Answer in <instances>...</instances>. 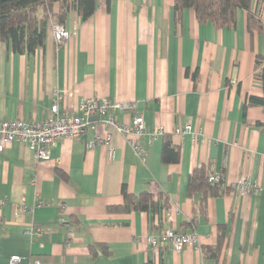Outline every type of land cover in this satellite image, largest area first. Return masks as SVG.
Masks as SVG:
<instances>
[{"label":"crops","instance_id":"0c3cea01","mask_svg":"<svg viewBox=\"0 0 264 264\" xmlns=\"http://www.w3.org/2000/svg\"><path fill=\"white\" fill-rule=\"evenodd\" d=\"M59 9L54 5L55 14ZM252 10L264 23V0H253ZM247 18L239 10L235 28L218 30L200 24L193 10L176 16L174 0H98L88 20L68 14L73 35L62 44L48 41L29 56L0 40L1 120L41 122L59 91L63 113L85 99H106L134 106L115 112L118 122L142 115L147 127L145 161L101 123L97 132L113 136L114 160L109 147L90 148L92 128L81 140H60L47 161L19 142L0 153V264L12 256L24 264H264V193L242 197L231 189L209 198L205 214L202 195H188L190 175L203 166L209 176L224 174L228 188L243 179L264 186V106L245 110L249 97L264 98L254 72L264 55V28L251 33ZM187 125L202 140L176 133ZM157 128L164 135L151 141ZM165 136L180 146L176 164L162 161ZM123 185L132 194H164L169 211L109 213L123 203ZM30 226L44 232L27 236ZM169 228L196 234L198 250L145 243ZM221 230L222 248L207 257L202 248L216 247Z\"/></svg>","mask_w":264,"mask_h":264},{"label":"trees","instance_id":"16d2710c","mask_svg":"<svg viewBox=\"0 0 264 264\" xmlns=\"http://www.w3.org/2000/svg\"><path fill=\"white\" fill-rule=\"evenodd\" d=\"M60 9L54 13V5ZM253 0H174L176 16L180 17L185 10H193L200 24H212L216 29L235 28L239 10L247 11V26L251 33H261L264 28L259 13L252 10ZM98 0H0V40L15 54L32 56L38 49H43L48 42L49 29L52 23L66 26L68 14L77 13L83 20L91 18L97 10ZM255 77L262 81L264 88V55L257 56L254 65ZM253 106H264V98L249 97L245 110ZM180 160V146L172 143L165 136L162 161L176 164ZM232 188L224 187L223 183H212L206 167L195 169L188 182V195H202L199 211L206 213L209 198L228 194ZM123 203L107 208L109 213L126 214L146 212L157 214L169 211V199L162 193L154 195L148 191L139 194L129 192L126 185L122 186ZM226 231L219 233L216 247L204 246V254L208 257L218 255L226 238ZM106 253L108 249L104 248ZM146 264H155L149 260Z\"/></svg>","mask_w":264,"mask_h":264},{"label":"built area","instance_id":"2783aa9c","mask_svg":"<svg viewBox=\"0 0 264 264\" xmlns=\"http://www.w3.org/2000/svg\"><path fill=\"white\" fill-rule=\"evenodd\" d=\"M72 32L65 26L55 22L52 23L49 29L48 41L56 44H62L72 37ZM65 94L56 92L55 98L57 103L54 104L44 120L38 123H30L24 120H1L0 119V153L15 142L22 143L34 154L39 162L50 159V150L64 138H72L81 140L85 137L89 128L95 131V137L90 140L89 146L93 148L97 145L109 147L110 160L115 159V150L111 147L113 136L110 132L105 136H101L97 132L99 123L105 127L114 128L131 146L135 156L145 161L147 150L144 147L142 140L147 134L145 119L142 115H137L129 123L118 122L114 116L115 112L123 109H133L132 104L112 103L106 99H85L78 105L74 112L63 113L60 110L58 102L62 100ZM71 96V95H70ZM98 118V121L92 118ZM177 134L186 136L192 134L195 140H202L201 132H194L191 125H187L184 129L176 130ZM164 135L161 128H157L150 133L151 141L157 140ZM212 183H223L226 187L224 174H213L209 176ZM240 196L259 195L264 193V186L252 182L249 179H243L231 187ZM23 211H28L29 208L22 203ZM169 218L171 216L169 215ZM60 225H66L70 228L65 218H59ZM71 230V228L69 229ZM44 229L28 227L24 230L27 236L40 235ZM145 243L150 247L158 250L162 247H169L177 253H181L186 248H199V239L196 234H187L176 231L174 229H166L159 235H149L144 239ZM10 264H24L21 256H12ZM28 264H44L40 260H34Z\"/></svg>","mask_w":264,"mask_h":264},{"label":"water","instance_id":"95a60500","mask_svg":"<svg viewBox=\"0 0 264 264\" xmlns=\"http://www.w3.org/2000/svg\"><path fill=\"white\" fill-rule=\"evenodd\" d=\"M92 120H94V121H98V118L96 117V118H92Z\"/></svg>","mask_w":264,"mask_h":264}]
</instances>
